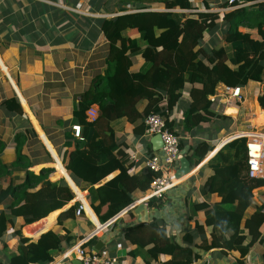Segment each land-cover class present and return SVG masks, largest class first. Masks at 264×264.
<instances>
[{
  "label": "crops",
  "instance_id": "obj_1",
  "mask_svg": "<svg viewBox=\"0 0 264 264\" xmlns=\"http://www.w3.org/2000/svg\"><path fill=\"white\" fill-rule=\"evenodd\" d=\"M261 2L264 0L250 2L246 7ZM226 3L228 0H193V9L176 10L193 17L200 13L219 15L216 27L206 33L200 47L209 54L214 48L227 46L224 37L228 25L224 22V16L235 9H228ZM143 4L147 9H141L143 5L138 0H0V161L8 168L0 175V191L23 184L30 172L43 177L37 187L33 186L28 191L35 202L52 198L66 201L63 209L31 225H26L23 217L14 218L0 241V264H9L16 255L20 230L24 237L33 240L52 230L71 235L72 245L64 242L61 251L53 252V260L49 264H79L77 250L80 247L90 252L107 250L118 258V264H165L172 259L169 255H161L155 260L148 252L153 245L140 247L125 239L126 230L138 225L134 209L144 204L141 202L144 193L135 192V203L131 209L127 208L108 223L102 224L92 208L89 192L82 190L84 184L73 178L66 169L70 154L77 146L72 130L73 126L78 125L74 112L82 96L94 88L101 76L106 75L109 66L110 45L100 23L104 19L143 11L167 12L164 4ZM240 31L258 38L256 30L241 27ZM141 45L144 46L143 43ZM127 59L132 64V73L145 67L141 55L128 56ZM241 88L243 104L249 98H254L256 114L253 115L248 109V116H242L241 105L230 106L237 108L238 112L234 110L236 114L229 115L227 108L223 113L215 111L230 119L213 120L190 134L183 128L184 114L191 104L192 85L186 84L183 96L170 112L173 129L183 143L181 159L187 158L190 147L200 141H207L214 147L231 133L247 132L238 128L239 117L246 118L251 130H255L253 126L259 121L262 122L260 116H264V110L260 108L258 98L264 91V85L249 83ZM217 89L221 92L225 85L220 84ZM9 101H14L12 108L7 106ZM162 105L166 110L167 99ZM146 106L147 102L144 101L139 109L143 111ZM93 108L100 111L97 105ZM216 121L221 122L220 128ZM210 124L217 126L209 132ZM263 124L260 129L264 128ZM105 128L116 133L118 144L128 155V164H132L130 174L149 172L146 162L150 153H154V137L136 136L135 126L124 116L107 121ZM19 143L25 163L13 167L17 161ZM132 156H135V160ZM213 157L199 165H192L190 175L180 180L163 201V206L151 208L147 204L149 223L155 221L160 226L165 225L167 235L183 246L190 245L183 241L184 236H192V247L202 255V259L194 264H238L239 252L224 254L223 249H207L208 245L204 244L210 241L212 231L206 211L221 202L217 194L204 192L206 182L214 174L208 167ZM46 182L50 184L45 186ZM18 202L9 195L0 204V216L3 213L11 216L12 208L19 207L13 206ZM81 206H84V210L80 216L76 214L74 221H67L64 227L58 225L63 212L70 208H76L77 212ZM197 224L204 230L199 231ZM261 233L264 239V225ZM100 242L103 247L97 250ZM245 263L264 264V241L253 246Z\"/></svg>",
  "mask_w": 264,
  "mask_h": 264
},
{
  "label": "trees",
  "instance_id": "obj_2",
  "mask_svg": "<svg viewBox=\"0 0 264 264\" xmlns=\"http://www.w3.org/2000/svg\"><path fill=\"white\" fill-rule=\"evenodd\" d=\"M138 1L142 2L143 10L147 9L143 3L164 4L167 12L143 11L101 21V29L110 45L109 66L106 75L101 76L94 88L82 96L74 112L82 139L75 138L77 146L70 154L66 169L84 184L82 190L89 192L92 208L102 224L131 207L135 203L134 193H146L156 178V174L151 172L130 174L132 164H128V155L118 144L116 133L105 128L107 121L124 116L135 126L134 134L143 137L147 117L160 114L175 132L170 112L183 96L186 84H191V104L183 121L184 131L191 134L213 120L230 119L211 109L210 97L220 84L230 88L249 83L264 85V2L226 13L224 22L228 30L224 41L227 46L214 48L209 54L200 47L206 33L216 27L218 14L200 13L193 17L176 11L193 9V0ZM227 6L228 3L225 4ZM241 27L256 30L258 38L241 32ZM136 35L139 37L133 38ZM138 55L144 59L145 67L132 73V64L127 58ZM166 99L168 106L165 110L162 104ZM144 101L147 106L141 111L139 105ZM13 102L9 101L7 106L12 108ZM258 103L264 110V91ZM95 105L100 111L96 120L90 121L88 112ZM21 146V143L17 146V161L13 167L25 163L20 154ZM213 148L207 141H200L190 147L186 157L193 166L199 165ZM208 167L214 174L206 182L204 192L217 194L221 202L206 211L212 231L210 241L204 244L208 245L207 249H223L224 254L239 252L238 264H246L245 259L253 246L264 241L261 233L264 225V178L249 176L246 138L225 145L209 160ZM7 170L0 161V175ZM112 175V179L103 183ZM42 180V175L28 172L23 184L0 191V204L9 195L19 201L13 205L19 207L12 208L11 216L4 213L0 216V241L14 218L23 217L25 224L31 225L66 206V201L58 198L33 200L28 191ZM49 184L44 183L45 186ZM163 203L151 200L148 204L151 208H160ZM75 217L76 208H70L59 216L58 225L64 227ZM197 229L204 230L198 224ZM18 236L16 255L9 264H49L53 260V252L61 251L64 242L71 246L73 240L68 232L62 235L56 230L38 240L24 237L21 230ZM125 239L140 247L153 245L148 252L155 260L161 255L171 256L172 259L165 264H194L202 259L198 250L193 248L192 236H184L183 241L190 245L183 246L167 235L165 225L160 226L155 221L127 229Z\"/></svg>",
  "mask_w": 264,
  "mask_h": 264
},
{
  "label": "built area",
  "instance_id": "obj_3",
  "mask_svg": "<svg viewBox=\"0 0 264 264\" xmlns=\"http://www.w3.org/2000/svg\"><path fill=\"white\" fill-rule=\"evenodd\" d=\"M247 5L245 0H228V9L244 8ZM210 101L212 110L223 113L230 106L244 103L242 88L241 86L235 88L225 86L221 92H218L217 89V92L210 97ZM88 117L90 121H95L98 117V111L92 107L88 112ZM72 130L76 139H82L79 125L73 126ZM157 135L161 137L163 145L161 152L150 153L146 162L149 172L156 174V178L149 190L144 193L141 201L144 204H148L151 200L164 201L182 179L177 177L179 163L183 157L181 138L171 130L160 114H152L146 119L145 136L155 137ZM240 138L247 139L249 176L254 179L264 178V128L262 131L252 129L251 131L234 132L225 136L217 142L207 158L215 156L225 145ZM132 159L135 160V156H132ZM83 210L84 206L79 207L76 212L77 216H80ZM77 253L81 264H118V258L112 256L107 250L90 252L80 247Z\"/></svg>",
  "mask_w": 264,
  "mask_h": 264
},
{
  "label": "water",
  "instance_id": "obj_4",
  "mask_svg": "<svg viewBox=\"0 0 264 264\" xmlns=\"http://www.w3.org/2000/svg\"><path fill=\"white\" fill-rule=\"evenodd\" d=\"M152 144L155 146L154 152H161L162 149V140L160 136H155ZM192 169V164L187 158H183L180 160V167L177 171V177L183 178L190 175ZM134 214L137 218L138 225L149 224L150 222V214H149V206L147 204H140L134 209ZM103 247V243L100 242L97 246V250ZM79 264L81 261L79 260Z\"/></svg>",
  "mask_w": 264,
  "mask_h": 264
},
{
  "label": "rangeland",
  "instance_id": "obj_5",
  "mask_svg": "<svg viewBox=\"0 0 264 264\" xmlns=\"http://www.w3.org/2000/svg\"><path fill=\"white\" fill-rule=\"evenodd\" d=\"M248 109H249V111H251V113L253 115L257 113V109H256L254 98H249V100H248V102L246 104L241 105L240 114L242 116H244V115L248 116V114H249ZM228 114L229 115H233V114H236V113L233 112V111H228ZM260 117L262 118V120L264 119V116L263 117L260 116ZM257 118H258V115H257ZM217 123H218V126L220 128L221 127V122H217ZM263 123H264V121H262V122L259 121V123L256 124L255 126H253V128H255L256 131H262V129H260V128H261ZM212 124H210L209 127H208L209 132L211 131L212 128L214 130L216 129L217 124H214V125H212ZM226 124H228V123H226ZM250 126H251V124L246 120L245 117H243V118L239 117V122H238V128L239 129H244V130L251 131V128H249Z\"/></svg>",
  "mask_w": 264,
  "mask_h": 264
},
{
  "label": "bare ground",
  "instance_id": "obj_6",
  "mask_svg": "<svg viewBox=\"0 0 264 264\" xmlns=\"http://www.w3.org/2000/svg\"><path fill=\"white\" fill-rule=\"evenodd\" d=\"M234 110H237V108H234V107H229V108H227V111H226V112H227V114H228V111H233V112H234ZM237 112H238V110H237ZM259 113H261V114L263 115V113H262V112H259V111H258V114H259ZM262 117H263V116H262ZM260 120H261V119H260ZM261 121H264V119H263V120H261Z\"/></svg>",
  "mask_w": 264,
  "mask_h": 264
}]
</instances>
